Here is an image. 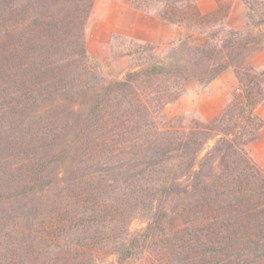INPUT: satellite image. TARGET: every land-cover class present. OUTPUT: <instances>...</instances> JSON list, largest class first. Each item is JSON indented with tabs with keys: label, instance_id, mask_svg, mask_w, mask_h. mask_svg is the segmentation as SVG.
Wrapping results in <instances>:
<instances>
[{
	"label": "trees",
	"instance_id": "1",
	"mask_svg": "<svg viewBox=\"0 0 264 264\" xmlns=\"http://www.w3.org/2000/svg\"><path fill=\"white\" fill-rule=\"evenodd\" d=\"M243 1L245 32L226 27L223 3L131 0L163 3L162 19L208 41L164 58L144 43L109 79L86 44L95 0H0V264H135L149 249L150 264H264V168L247 150L264 127L251 64L264 1ZM229 68L238 87L216 116L163 117L188 81Z\"/></svg>",
	"mask_w": 264,
	"mask_h": 264
},
{
	"label": "rangeland",
	"instance_id": "2",
	"mask_svg": "<svg viewBox=\"0 0 264 264\" xmlns=\"http://www.w3.org/2000/svg\"><path fill=\"white\" fill-rule=\"evenodd\" d=\"M111 1L114 2L115 0ZM111 1L95 0L92 12L87 21L85 38L90 58L95 59L100 64L103 73L107 78L115 79L124 77L130 66L132 64H137V62L141 60H144L148 52L145 50H138L141 45L144 44V42L131 39L128 35L124 33L114 32L110 36L112 28L116 24V22L112 21V23L110 24L107 20V18L111 17L108 16V13L111 9ZM260 1L264 0H252V2ZM225 6L228 5L225 4ZM246 9L247 10L245 14L248 22H246L243 27H232L229 25H226V27L234 28L243 32L252 29L253 22L248 17V6L246 7ZM258 16L260 18L261 15L258 13ZM106 28L108 29L107 33H105ZM187 43L197 45V42L192 39V35L190 34L169 43L166 47H164L163 45L159 46L153 44L154 48L151 51L160 58H164L167 54L168 49H170L173 44L182 45ZM263 68L264 67H257V69ZM229 69L232 71L233 76L224 74L223 76L219 77L218 80H215L214 87L211 89L208 88L205 94H203V90L204 88H207L210 83L207 85H203L197 80L188 81L184 94L175 102L166 105V107L161 113L163 117L169 118L175 115H184L185 118H187L188 120L193 118L203 122L210 120L215 113L209 112L210 109L220 108L221 110L231 99L232 92L238 87V82L234 75V72L232 68ZM232 83L234 84L233 87ZM231 87L233 88V90L230 94H228L229 96H224L225 92H228V90L229 92L231 91ZM222 93L223 96L221 97ZM217 94L221 97V99H223L224 97L227 100L221 107L219 105L214 104ZM257 112L264 119V101L257 108ZM158 118H161L160 115H158ZM247 150L252 162L256 166L264 168V164H260L256 159V156L261 157V159H263L262 156L264 154V127L259 131L258 139L249 144ZM261 161L264 162V160ZM130 225L132 230H136L143 225V222L139 218H135L133 219ZM153 258V251L149 249L146 252V255L143 256V258H141L135 264H150ZM98 264H106V262L100 259Z\"/></svg>",
	"mask_w": 264,
	"mask_h": 264
},
{
	"label": "crops",
	"instance_id": "3",
	"mask_svg": "<svg viewBox=\"0 0 264 264\" xmlns=\"http://www.w3.org/2000/svg\"><path fill=\"white\" fill-rule=\"evenodd\" d=\"M130 1L131 0H115L114 2L111 1V9L108 13V16L111 17L107 18V20L110 24L112 22H116V24L112 28L110 36L114 32H121L128 35L131 39L159 46L163 45L164 47H166L169 43L191 34L192 39L197 42L196 44L198 46L204 47L206 45L208 38H206L205 34L191 33L189 30L180 25L162 19L160 13L164 7L163 3H161L154 11L148 12L132 7L130 5ZM220 3L227 4L230 7L227 17V25L232 27H243V25L248 22L245 14L247 6L243 0H197L198 9L204 14L214 12L216 9H218ZM107 32L108 29L106 28L105 33ZM251 64L255 68L264 67V49L252 56ZM224 74L233 76V73L230 69L224 71L219 77L223 76ZM218 78L216 79L218 80ZM215 80L212 81L207 88H204L203 94H205L208 88L211 89L214 87ZM233 85L234 84L232 83V87ZM232 87L230 92L228 90V92L224 93V96L232 92ZM222 96L223 93L221 94V97ZM221 97L217 94L216 100L214 102L215 105H219L220 107L227 101L224 97L223 99H221ZM215 109L211 108L209 111L215 112L214 116L222 111V109L220 110V108L216 110ZM262 158L263 159L256 156V159L260 164H264V162L261 161L264 160V154Z\"/></svg>",
	"mask_w": 264,
	"mask_h": 264
}]
</instances>
